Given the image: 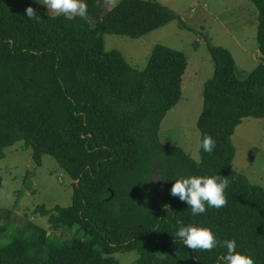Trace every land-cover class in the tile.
<instances>
[{
	"label": "trees",
	"instance_id": "trees-1",
	"mask_svg": "<svg viewBox=\"0 0 264 264\" xmlns=\"http://www.w3.org/2000/svg\"><path fill=\"white\" fill-rule=\"evenodd\" d=\"M86 1L85 17H65L47 15L38 0H0V160L24 141L38 166L49 155L73 182L71 206L38 208L50 217L51 232L25 225L33 237L0 243V264H120L116 254L133 252L134 264H219L226 249L175 242L177 220L235 240L236 251L264 264V188L235 171L232 141L245 119H264V0H252L260 62L248 77H238L229 50L208 44L214 75L204 85L197 126L201 140L210 135L216 147L211 154L200 148L201 162L159 136L182 99L186 55L156 46L139 71L105 47L106 35L138 39L184 22L159 0H121L106 13L98 6L103 0ZM29 7L38 20L27 18ZM186 175L226 178V205L193 217L170 195ZM7 216H0V239L10 229ZM74 229L72 240L54 238Z\"/></svg>",
	"mask_w": 264,
	"mask_h": 264
},
{
	"label": "rangeland",
	"instance_id": "rangeland-1",
	"mask_svg": "<svg viewBox=\"0 0 264 264\" xmlns=\"http://www.w3.org/2000/svg\"><path fill=\"white\" fill-rule=\"evenodd\" d=\"M120 1L103 0L98 6L106 13ZM43 2L38 0L41 11L47 15L60 14H50ZM159 2L174 11L185 26H181L176 19L138 39L106 35V51H120L127 62L139 71L145 70L156 46H165L186 55L188 68L184 76L183 96L167 114L159 136L164 146L181 148L196 162H201V133L197 124L204 107V85L214 75L208 44L229 50L235 59L239 78H246L260 62L256 38L258 11L252 0ZM87 17L94 27L97 23L94 15ZM232 141L236 149L235 171L246 176L252 184L264 188V119H245ZM0 178V216L6 218L10 213L12 218L9 231L0 239L2 245L11 243L14 237H33L34 234L24 229L28 224L51 232L50 217L43 216L38 211L39 207L54 210L57 206L69 207L72 204L73 182L56 159L45 155L42 165L38 166L24 141L6 149V157L0 160ZM77 234L76 229L60 230L54 233V238L72 240V235ZM39 256L45 255L40 253ZM115 258L120 264H134L138 255L135 252L116 254Z\"/></svg>",
	"mask_w": 264,
	"mask_h": 264
},
{
	"label": "clouds",
	"instance_id": "clouds-1",
	"mask_svg": "<svg viewBox=\"0 0 264 264\" xmlns=\"http://www.w3.org/2000/svg\"><path fill=\"white\" fill-rule=\"evenodd\" d=\"M43 5L50 14L56 12L65 17H85L88 11L85 0H44ZM26 16L30 20L39 19L31 7L26 9ZM199 147L211 154L216 143L210 135L205 134ZM160 178L158 174L152 176L153 181H158ZM228 186V180L219 175H186L175 180L170 195L186 203L191 215L197 217L204 214L207 209L224 207L227 203L225 190ZM164 207L167 210L168 205ZM176 226L175 242L178 240L189 249L208 252L217 247L226 249V252L219 257V264H254L251 256L236 251L235 240L221 241L211 228L185 225L182 220H177Z\"/></svg>",
	"mask_w": 264,
	"mask_h": 264
},
{
	"label": "crops",
	"instance_id": "crops-1",
	"mask_svg": "<svg viewBox=\"0 0 264 264\" xmlns=\"http://www.w3.org/2000/svg\"><path fill=\"white\" fill-rule=\"evenodd\" d=\"M257 26H258V25H257ZM257 33H258V30H257ZM256 38H257V34H256ZM249 74H250V73H249ZM249 74H247V76H246V77H248V75H249ZM237 75H238V74H237ZM238 77H239V76H238Z\"/></svg>",
	"mask_w": 264,
	"mask_h": 264
}]
</instances>
